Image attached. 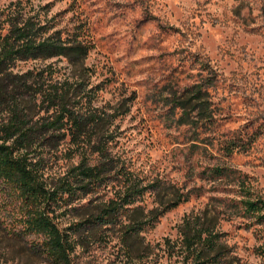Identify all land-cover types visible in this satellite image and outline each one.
Returning <instances> with one entry per match:
<instances>
[{"label":"rangeland","instance_id":"1","mask_svg":"<svg viewBox=\"0 0 264 264\" xmlns=\"http://www.w3.org/2000/svg\"><path fill=\"white\" fill-rule=\"evenodd\" d=\"M15 1L0 0V9ZM31 1L51 4L58 27L92 46L85 68L94 106L119 114L114 155L146 183H160L166 205L176 195L193 192L127 244L122 225L145 221L149 211L160 208L154 194L138 203L144 213L131 211L108 227L88 221L113 197L110 188L57 207L55 222L73 243L68 264H184L180 230L196 215H206L225 235L229 258L263 264L254 254L261 242L243 220L224 213L230 195L209 170H240L264 196V0ZM53 62L70 74L65 60ZM45 64L20 62L15 72ZM197 81L211 92L212 111L191 114L194 127L180 125L183 113L173 106L190 99L187 91ZM256 130L263 135L250 151L225 155L226 139ZM69 148L65 143L43 155L51 186L79 161ZM23 210L16 198L0 195V264H67L48 255L43 237L23 233Z\"/></svg>","mask_w":264,"mask_h":264},{"label":"trees","instance_id":"2","mask_svg":"<svg viewBox=\"0 0 264 264\" xmlns=\"http://www.w3.org/2000/svg\"><path fill=\"white\" fill-rule=\"evenodd\" d=\"M91 50L80 34H67L58 27L51 4L17 0L0 9V195L19 200L24 209L23 233L43 237L48 255L67 264L73 243L53 216L64 203L110 188L113 197L88 221L108 227L117 225L131 211L144 213L138 203L147 194H154L160 208L149 211L145 221L122 225L127 244L154 228L165 213L189 201L193 193L176 195L166 205L161 200L160 183H146L114 155V124L119 114L114 108L109 113L94 106L96 95L85 68ZM56 59L70 65V74L62 73L53 62ZM30 61L46 64L25 73L15 72L18 63ZM207 66L202 65V71ZM187 92L190 99L175 104L173 110L183 113L180 125L194 127L189 124L191 114L212 111L208 100L211 92L201 81ZM262 135L259 130L241 132L226 139L222 149L228 157L246 153ZM65 143L70 146L69 155L79 157V161L51 186L45 179L43 155L58 151ZM209 173L230 195L222 205L224 213L243 220L244 227L254 231L261 242L254 254L264 264V196L255 191L254 179L229 166L214 167ZM180 235L184 264H244L239 258H229L225 235L206 215L185 219Z\"/></svg>","mask_w":264,"mask_h":264}]
</instances>
